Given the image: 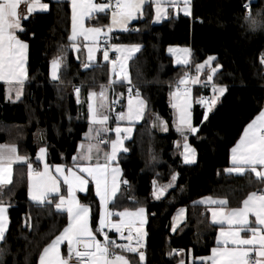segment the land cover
<instances>
[{
  "label": "trees",
  "instance_id": "obj_1",
  "mask_svg": "<svg viewBox=\"0 0 264 264\" xmlns=\"http://www.w3.org/2000/svg\"><path fill=\"white\" fill-rule=\"evenodd\" d=\"M46 1L48 13L33 15L22 24L20 37L29 46V85L23 99L8 100L5 86H0V144L18 145L34 162L39 148L46 146L51 164L72 165L88 131L84 102L79 103L74 86L86 90L106 85L109 68L102 62L89 69L81 66L69 40L70 3ZM245 2L251 3L252 16L264 22V0H193V18L170 17L155 25L147 8L133 31L113 34L115 44L142 47L130 63V75L149 106L147 119L127 143L129 152L121 155L123 180L128 183L122 186L120 204L111 206L114 211L137 206L147 209L145 262L139 260L138 253L123 252L131 264H178L180 249L195 258L208 256L217 227L210 224L208 210L195 203L211 196L226 198L231 207H238L252 190L251 176L233 177L225 171L231 149L264 108V30L249 28ZM99 20L107 24L108 16ZM170 47H190L192 66H176L168 53ZM209 56L216 57L214 66H222L217 83L227 86V92L207 122H203L205 108L195 105V124L201 129L190 144L197 162L186 165L175 146L170 93L185 72L192 70L196 77L195 68ZM57 58L63 60L60 82L52 84L49 70ZM123 92L124 86L119 89ZM201 93L197 91V99ZM203 94L210 96V89H204ZM157 117L167 122L166 133L158 130ZM37 135L42 138L37 140ZM175 174L178 177L172 181ZM153 181L158 186L171 183L172 187L156 199ZM2 191L4 204L10 205V224L6 243H0V264H38L43 248L67 226V214L57 213L54 206L38 208L29 200L25 166L15 169L12 184ZM81 201L92 207L95 227L99 203L92 187ZM181 208L187 209V219L173 231V217Z\"/></svg>",
  "mask_w": 264,
  "mask_h": 264
},
{
  "label": "snow or ice",
  "instance_id": "obj_2",
  "mask_svg": "<svg viewBox=\"0 0 264 264\" xmlns=\"http://www.w3.org/2000/svg\"><path fill=\"white\" fill-rule=\"evenodd\" d=\"M22 0H0V81H3L8 88L7 99H12V93L15 92V99L19 100L23 94V87L28 80L26 68L28 44L22 41L17 32H23L21 25V16L18 8ZM154 5L155 18L159 21L166 18L168 15V7H172L179 11V0H105L104 3H94L93 0H71L72 4V36L70 39H75L79 26L80 33L91 36L93 40L101 35L102 29L93 27L84 29L83 21L85 18L92 17L93 13H105L111 9V26L108 31L112 30L113 26H119L121 30L128 31L127 25L134 19L145 14V4ZM246 16L245 20L249 28L252 30H264V22L254 18L250 12V4L244 5ZM37 8L46 10L47 4L40 3V0H33L28 6V12L31 13ZM184 15H191L189 8V0H183ZM25 19L27 17H24ZM95 19L96 17H92ZM138 31V29H135ZM98 49L89 48V60L94 58V52ZM116 51H127L128 55L138 52L139 46H125L115 48ZM173 49L169 48V52ZM189 52L188 49L184 50ZM103 59L108 60V52H103ZM125 58L120 65L119 76L122 81H126L128 87V107L127 113L121 111L117 119L119 120H139L143 116L146 108V103L140 98L139 90H135L136 106L133 104V87L130 75L125 69ZM216 60V57L209 56L204 64L197 66L198 69H203L205 64L211 65V62ZM187 57L183 60L177 57V64H187ZM264 62V59H262ZM87 67V65H86ZM222 67V66H218ZM60 68V58L53 60L51 78L53 80L60 79L58 75ZM116 71L115 62H113V72ZM217 68L212 69V74L207 77V81L211 82ZM110 83H115L111 81ZM199 75L192 79L185 75L177 81L175 92L170 93V96L175 98L172 107L177 111L176 131L184 140L183 155L185 163H191L194 160L195 150L187 143L188 135L195 134L199 128L192 123L191 113V87L190 84H199ZM183 86V87H181ZM227 91L226 86L212 85L213 98L206 101L200 99V103L207 109L203 119H208V113L212 111L219 96H223ZM80 89H76L77 97H79ZM218 93V96L215 95ZM122 95V94H121ZM97 93L91 92L89 100H93ZM101 103L98 108L94 104H89V112L91 113V121L93 124L105 125L109 116L102 109L105 108L104 101L107 96L104 86H101L99 93ZM118 103V101H113ZM159 126L162 130L167 131V122L157 117ZM155 126V123H154ZM122 129L117 127L115 132L117 139L111 144V153H105V162L97 163L94 166H83L80 171L90 176L95 181L96 195L99 197L100 205L103 211L99 215V222L96 231L94 232L91 226V208L87 204H82L77 197L78 192H86L89 181L83 175L77 174L73 169H65L62 166H56V172L59 176L52 175L49 170V165L45 162L43 171L33 169L32 164L28 163L29 169V197L35 203L36 207H52L60 214H67V226L56 235L55 238L43 248L39 256V264H129V260L123 255V252L138 253L139 260L144 261L145 255L140 252V248L144 247V232L145 209L137 207L134 211L125 209L123 211L109 210V204H113L116 193L119 190V177L122 172L119 167H112V163L116 162L118 151H127L123 147V140L120 138ZM123 131L131 133L132 129L127 128ZM94 130L90 127L89 133ZM99 130H95L94 136L98 137ZM88 134H86L87 136ZM42 138V137H41ZM107 143V141H101ZM177 146L179 142H177ZM95 145L89 144L87 148L82 143L80 145L81 153L79 159L91 162L93 148ZM98 150V149H97ZM192 154L191 157L189 154ZM47 147L41 146L37 159L46 161ZM78 157H73L74 164ZM27 157H21L18 154L15 145H0V242H5V233L7 231V208L10 205H5L3 202V188L12 184V167L16 162L27 163ZM232 167L225 171L231 175L245 176L255 174L258 181L264 184V111H261L256 118L247 125L243 136L238 144L232 149ZM178 174L172 176V181H175ZM62 178V179H61ZM124 184L128 181L124 180ZM61 184L66 185L64 194H61ZM153 193L156 199H160L166 192L167 188L172 184L164 185L160 188L156 187V181H153ZM10 191V190H9ZM199 203H207L218 205L217 210L212 211V223L220 225L219 235L216 239V247L211 249V256L200 257L202 262L209 264H264V190L252 191L242 201L241 207H229V201L226 198L214 199L207 197ZM113 207L115 205L113 204ZM184 210H181V215ZM118 216L120 222H113L111 217ZM254 217V219H250ZM137 224L139 226H137ZM226 225V227H224ZM176 225L173 226L175 231ZM105 229L114 230L119 234L120 239L127 240L129 243L121 244L116 240L111 239ZM127 232V235H125ZM97 233L103 235V241L97 239ZM244 233L245 235H241ZM135 239V246H132V241ZM67 244V256L62 255L61 245ZM116 249H119L118 253ZM172 253H170L171 255ZM183 264V261L181 262Z\"/></svg>",
  "mask_w": 264,
  "mask_h": 264
},
{
  "label": "crops",
  "instance_id": "obj_3",
  "mask_svg": "<svg viewBox=\"0 0 264 264\" xmlns=\"http://www.w3.org/2000/svg\"><path fill=\"white\" fill-rule=\"evenodd\" d=\"M51 1L52 2H69L70 3V6H71V30H70L69 40H70V43H71V50L73 51L76 59L81 63V66L84 69H89L90 67L95 66L99 62H102L103 64H106L108 66V68H109V79H108V81H110V82L111 81H115V83H113V84L116 86V89L118 90V92H119V89L122 86H124V89H125V86H127L128 83L126 81H122L120 79V76L117 75L120 72L121 62L125 58H127L126 59V63H129V66H130V63L140 53V51L142 50V47L140 45L119 44V43L118 44H115L114 43V47L113 48H114V51L117 53L118 60H117V63H115V65H116V71L113 72V63L112 64H109V59L107 61H105L103 59V55L100 52L99 45H100L101 40L104 37H107L110 33L114 34V33H126V32H129V29L130 28H133L140 21V19L143 18L144 15L141 16V17H139L138 19L132 20L127 25L128 31L121 30L119 26H113L112 27V30L109 32L108 31V27L111 26V12L109 10H107L105 13H93L92 14V17H96V18L95 19H93L92 17L85 18L84 21H83L84 29L87 30V29H91L93 27H99V28L102 29L101 35H99L98 37H96L95 40H93L90 35L86 37V35L79 34L80 33V29H79V26H78V28H77L78 34H77L76 38L73 40V39H70V37L72 36V4H71V0H51ZM32 2H33V0H22V2L19 5L18 12H19V14L21 16V25L23 24V21L24 20H27L28 18H30L33 15L48 13L50 11V4L46 0H40V3L47 4L48 5V8L46 10H42V9L37 8L35 11L29 13L28 12V6ZM93 2L94 3H104L102 0H93ZM147 8L150 9L151 12H152L153 24H155V25L162 24L164 21L168 20L170 17L178 18L179 16H185V17L193 18V0H189V8H190L191 15H187V16L184 15V11H183V0H179V11L177 12L176 9H174L172 7H168V15H167V17L166 18H162L159 21H157L156 18H155L154 5L149 6L146 3L145 4V11L147 10ZM104 15H107L108 16V22H107V24H103L99 20V18L101 16H104ZM24 17H27V18L25 19ZM22 27H23V25H22ZM20 33L21 32H17L16 34L21 39ZM22 41H24V40H22ZM125 46H128V47H130V46H139L140 50L138 52L132 53L131 56L128 55L127 51H124V50H122V51H116L115 50V48H117V47H120V48L123 49ZM89 48L98 49V50H96L94 52V54H93L94 55V58L92 60H89V58H88L89 57V52H88V49ZM170 48L173 49V51L172 52H169V49H168V53H169L170 56H172V58L174 60V64L176 66H184V67H187V66L191 67L192 66L193 59H192V50H191L190 47H170ZM185 49H188L189 52L185 53L184 52ZM177 57H180L182 60L185 57H187V61H188L187 64L186 65L185 64H177L176 63ZM28 60H29V46H28V49H27V63H26V68H27V73H28V80L24 84L23 94L20 97V99L19 100H16L15 99V92H13L12 93V99L10 101L18 102V101L22 100L23 97H24L25 87L29 85ZM214 61L211 62V65L205 64V67L203 69H198L197 67L195 68L196 75H199V80H200V83H199L200 86L199 87H196L195 89H199L202 92L201 95H203V90L204 89H210V91H211V95H210L211 96V99L214 96V93L212 92V85L214 84L217 87L224 86V85H219L217 83V74L220 71V67L214 66ZM52 62H51V65H50V70H49V78H50V81H51L52 84H59L60 79L53 80L51 78ZM202 64H204V63H202ZM86 65H87V67H86ZM62 66H63V60L60 59V68H59V72H58V75L59 76H61L60 73H61ZM213 68H217V71H216L215 75L213 76L212 81L211 82H208L207 81V77L210 74H212V69ZM129 70H130V67H129ZM130 77H131V75H130ZM2 85L5 86V89H6L5 94H6V97H7L8 96V88H9V85H7L6 83H4L3 81H0V86H2ZM132 85H135V84L132 83ZM77 88L80 89L79 97H77V98L79 100V103H81V102L83 103L84 102V108H85L86 114H87L88 131H87L86 134H88V135L86 136V134H85L83 140L78 145V150H77L76 154L74 155V157H78V159L75 162V164H74L73 159H72V161H73V164L72 165H66V164H51L50 161H49L48 150H47V155H46V161H39L37 159V157H36V162H34V161H32L30 159L29 154H27L25 152H20V149H19L18 145H16V144H0V145H15L17 147L18 154L21 157H27L28 158L27 163L16 162V163H13L11 165L12 170H13L12 171V181H13L15 169L17 167H19V166H25L26 167V173H27V179H28V197H29V185H30V182H31L30 181V178H29V169H28V166H27L28 163H31L32 164V167H33V165H35L37 163L36 165H39V169L38 170L43 171L44 163L46 162L49 165V170H50L51 174L52 175H55V176H59V174L56 172V166H62L65 169V171H67L68 169H73L74 171L77 172V174L85 176V178L89 181V183L87 185V191L86 192H78L77 193V197H78V199L80 200V202L82 204H85V203H83L81 201V197L88 194L90 187L93 188L94 194H95V196H96V198L98 200V203H99V212H98L97 224H96L95 227H94V225L92 223V216H93L92 207L89 205L90 208H91V226H92L93 231L95 232L96 229H97V227H98L99 215L103 211V208L100 205L99 197L96 195V191H95V181H93L90 176H87L86 173L81 172L80 171V168L83 167V166H94L97 163L103 164L105 162V153H109V154L111 153V150H112L111 149V144H112L113 141H115L117 139V134L115 132V129L117 127H120L122 129V131L120 133V138L123 140V147L126 148L127 151L126 152L125 151H122V150L118 151L117 160H116V162L112 163V165H111L112 167H119L120 170H121V172H122V175L119 177V181H120L119 190L117 191L115 200L113 202V204H120L119 203V197H120L121 189H122V186L126 185V184L123 183V181H124L123 180L124 173H123V170H122L121 165H120L121 155L123 153H128L129 152L128 151V148H127V143L130 142V141H132L134 139L137 126L140 125V124H142L147 119V116L149 114V106H148V103L145 100V98L140 94V98L143 99L145 101V103H146V108H145V110L143 112V116H142L141 119H139V120H135L134 119V120H132L130 122L127 119H125V120H119V119L116 118L115 122H113V123H110V121L108 119L107 124H105V125L93 124L92 121H91V113L89 112V104L90 103L91 104H94V106H96L98 108L99 104L102 102L101 99H100V97H99V93L101 92V86L99 88H97V89H86V90H82V87L81 86H77L76 85V86H74V90H73L75 92V94H76V89ZM226 88H227V86H226ZM104 90H105V93H106V96H107V100L104 101L105 108L102 109L101 111H103L105 114H107L109 116V107H110V102H111L112 94H111V90L107 86H105V85H104ZM194 90L191 92V96H190L191 113H192V123H193L194 126H196V127L199 128V131L197 133H195V134H189L188 135V142L189 143H190L191 137H196L199 134L200 129H201L200 126H197L195 124L194 108H195V105L197 104L196 93L199 90H197V91H194ZM91 92L97 93V96L93 100L90 101L89 100V94ZM124 92H125V90H124ZM173 92H175V91H173ZM226 92L224 93V95L226 94ZM215 95L218 96V93H216ZM223 96H219V99L218 100H220ZM218 100H217V102H218ZM174 101H175V98L173 96H170V98H169L170 106L172 105V103H174ZM133 102H134L133 106L135 107L136 106V103H135L136 102V97H133ZM217 102L215 103V105L217 104ZM214 106L212 107V110L214 109ZM127 107H128V101L126 103V108H125V110L123 112L127 113ZM171 108L173 109V112H174V117H173V122H172V129H173V131L177 135V141L175 143V146H176L177 151L179 152V154H180V156L182 158L183 163L186 164V165H193V164H195L197 162L196 151H195V155H194L193 162H191V163H185V160H184V157H183V154H182V146H181L182 143L184 142V140L181 137V135L176 131L177 111L172 106H171ZM206 111H207V109L205 108L204 114H205ZM262 111H264V108H263ZM211 113H212V111L208 113V118L210 117ZM207 120L205 121L203 119V122H207ZM156 126H159V123ZM90 127L94 130V132L92 134L89 133V128ZM246 127H245V129H246ZM127 128H131L132 129V131H131L130 134L127 133V132H125V131H123L124 129H127ZM158 128H159L158 130H161L163 133H166L168 131V130L167 131L162 130V128L160 126ZM95 130H99V132H100V134H99L98 137H95L94 136ZM244 130H243V132H242L239 140L235 144V146L238 144V142L242 138L243 133H244ZM40 137H41V135H39V136L37 135V138L36 139L38 140ZM102 138H105V139L108 138L109 141H107V143H102L101 142V139ZM177 142H179V145L180 146H177ZM82 143L85 145V148H87L90 143L93 144V145H95V147L93 148V155H92V160H91L90 164L87 161H83V160H80L79 159V153H81V151H82L81 148H80V145ZM232 149H231V152H230V157H229V163H230V165H229L228 168L232 167V163H231V160H232ZM38 153H39V151H38ZM226 174L229 175L227 172H226ZM229 176H233V177H244V176H237L236 174H231ZM245 176H247V174ZM248 176H251L253 178V184H252V190H251V192L252 191H261V190H264V184H262V183H260L258 181V179L255 177V174H251V175H248ZM66 187H67L66 185L61 184V194H64ZM156 187L157 188H160L162 186L156 185ZM171 187L167 188L166 192L161 196V198L166 195L167 191ZM207 197H211V196L203 197V198L199 199L195 204L196 205H199V206H202V207H204V208H206L208 210L210 224L213 225V226H215V227H217V232H216V236H215V245L213 246V247H216L217 246L216 245V239H217V237L219 235V230H220V227L221 226L220 225H215V224L212 223V211L213 210H217L219 208V206L218 205H213V204H207V203H199L200 201L204 200ZM212 198L219 199L218 197H212ZM29 200L31 202H33L30 199V197H29ZM113 204H109V210L112 209L111 206ZM241 206H242V204L240 206H238V207H241ZM137 207H143V206H137ZM229 207H231L230 206V203H229ZM136 208H134V209H129V208H123L122 209L121 208V209H117L116 211H123L125 209H128L129 211H134ZM143 208L146 210L145 211L146 223L144 224L143 228H144V232L146 233V236H147L146 228H147V225H148V213H147V209L145 207H143ZM181 210H184L182 215L180 214L181 213ZM6 215H7L8 223H7V231L5 233V236H6L7 232H8V230H9V224H10V220H9V207L7 208ZM111 219H112L113 222H120L121 221V218L118 217V216L111 217ZM186 219H187V209L186 208L179 209L176 212V214L174 215V217H173V220H172V228H173L174 225H176V228H175V230H176L178 227H180L186 221ZM250 219H254V217H250ZM137 226H139V225L137 224ZM224 227H226V225ZM107 230L108 229H105V231H107ZM112 231H113V233H116L114 230H112ZM125 235H127V232H125ZM241 235L243 236L245 234L242 233ZM146 236L144 238V247L146 245ZM97 239H100L101 241H103V235L97 233ZM120 240H121V242H123V244L129 243L127 240H123V239H120ZM131 243H132V246H135V239H133V241ZM144 247L142 249H144ZM61 253H62V255L67 256V244L66 243L61 245ZM123 255H125V254H123ZM208 256H211V252H210V254ZM208 256H204V257H208ZM179 257H180V260H179V263L178 264H181L182 261H183V264H202V262L199 260L200 257L195 258L194 256H192L191 254H188L187 252H185L183 255H179ZM126 258L128 259L127 256H126ZM144 262H145V260L142 261V263H144ZM38 264H39V262H38ZM129 264H131L130 260H129ZM203 264H209V262L205 261V262H203Z\"/></svg>",
  "mask_w": 264,
  "mask_h": 264
},
{
  "label": "built area",
  "instance_id": "obj_4",
  "mask_svg": "<svg viewBox=\"0 0 264 264\" xmlns=\"http://www.w3.org/2000/svg\"><path fill=\"white\" fill-rule=\"evenodd\" d=\"M103 2H105V0H102ZM248 3L250 4V9H251V3L250 2H245L243 4V8L245 9L244 5ZM109 11L111 12V9H109ZM134 28H130L129 31H133ZM114 35L112 33H110L107 37H104L99 45V49L101 54L103 55V52L105 50H107L108 52V59H109V64H112L113 62L117 63L118 60V56L117 53L114 51ZM188 76L192 79H195V74L194 72L191 70L188 73ZM110 90H111V102H110V107H109V121L110 123L115 122L118 114L121 111H124L126 108V103L128 101V87H130V85L125 86V92L124 93H119L118 90L116 89V86L113 83H110V81H108V83H106V85ZM133 87V97H135V90L138 89V87L136 85H131ZM191 87V92L196 88L199 87V84H190L189 85ZM177 85H175V90H176ZM183 87V86H181ZM139 90V89H138ZM122 94V95H121ZM132 97V98H133ZM203 98L206 101H210L211 97L209 95L203 94L201 95L198 99H197V104L201 107V108H206L204 105H202L199 101L200 99ZM118 101V103H113V101ZM109 141V139H105L102 138L101 141ZM33 169H39V165H33ZM114 211V210H111ZM114 217V216H113ZM107 234L109 235V237L111 239L116 240L118 243L123 244V242H121L120 237L117 233H113L112 230L108 229ZM185 253V250L180 249L177 251L178 255H183Z\"/></svg>",
  "mask_w": 264,
  "mask_h": 264
},
{
  "label": "rangeland",
  "instance_id": "obj_5",
  "mask_svg": "<svg viewBox=\"0 0 264 264\" xmlns=\"http://www.w3.org/2000/svg\"><path fill=\"white\" fill-rule=\"evenodd\" d=\"M129 63H126V65H125V69H126V71H127V73L130 75V70H129ZM118 76H119V74H117ZM128 85V84H127ZM175 91V90H174ZM187 143L190 145V147L192 148V149H194L192 146H191V144L187 141ZM183 144H184V142L182 143V154H183V152H184V149H183ZM190 155V157H191V153L189 154ZM194 155H195V153H194ZM183 157H184V155H183ZM140 252H143V249L141 248L140 250H139ZM144 253V252H143Z\"/></svg>",
  "mask_w": 264,
  "mask_h": 264
}]
</instances>
